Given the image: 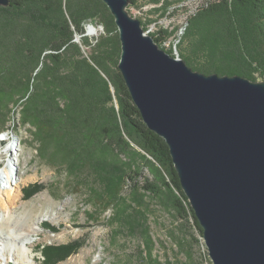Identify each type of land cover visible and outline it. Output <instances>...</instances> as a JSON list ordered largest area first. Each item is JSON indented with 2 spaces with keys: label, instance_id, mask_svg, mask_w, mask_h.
Masks as SVG:
<instances>
[{
  "label": "trees",
  "instance_id": "1",
  "mask_svg": "<svg viewBox=\"0 0 264 264\" xmlns=\"http://www.w3.org/2000/svg\"><path fill=\"white\" fill-rule=\"evenodd\" d=\"M92 22L105 29L94 42L83 35ZM189 27L186 37L196 39L182 59L194 70L264 80V0H207ZM164 32L150 33L160 46ZM121 52L115 17L103 0H10L0 6V134L20 109V122L34 127L40 158L74 179L93 178L92 192L120 205L121 220L132 226L139 215L127 212L134 206L122 194L134 182L133 201L152 194L190 214L204 237L168 143L144 122L119 69ZM139 157L154 179L143 185ZM42 188L35 184L31 194ZM76 244L44 246L43 264L54 263L50 255L65 259Z\"/></svg>",
  "mask_w": 264,
  "mask_h": 264
},
{
  "label": "water",
  "instance_id": "2",
  "mask_svg": "<svg viewBox=\"0 0 264 264\" xmlns=\"http://www.w3.org/2000/svg\"><path fill=\"white\" fill-rule=\"evenodd\" d=\"M103 1L119 29V69L169 145L213 263L264 264V80L194 70L144 30L129 0Z\"/></svg>",
  "mask_w": 264,
  "mask_h": 264
},
{
  "label": "rangeland",
  "instance_id": "3",
  "mask_svg": "<svg viewBox=\"0 0 264 264\" xmlns=\"http://www.w3.org/2000/svg\"><path fill=\"white\" fill-rule=\"evenodd\" d=\"M206 1L137 0L128 10L141 20L148 34L159 35L164 30L160 47L182 58L196 39L186 37L189 19ZM92 24L97 28L96 36L89 35L87 28L84 32L94 42L105 29L101 24ZM82 36L76 35L75 40L80 42ZM85 49L91 51L89 46ZM20 116L18 109L0 134V213L11 211L20 228L32 231V249L28 258L21 254L0 255V264H43L44 246L71 243H77V249L65 259L50 255L53 264H214L190 214L162 205L148 192L140 197V203L133 201L134 182H128L122 194L134 207H127V212L139 211L138 220L131 226L119 218L120 205L101 202L92 192L93 178L74 179L63 168L41 159L34 127L21 123ZM138 162L140 184L147 178L154 180L145 161L139 157ZM35 184L43 188L31 194ZM11 194L18 195L17 201L8 198Z\"/></svg>",
  "mask_w": 264,
  "mask_h": 264
},
{
  "label": "bare ground",
  "instance_id": "4",
  "mask_svg": "<svg viewBox=\"0 0 264 264\" xmlns=\"http://www.w3.org/2000/svg\"><path fill=\"white\" fill-rule=\"evenodd\" d=\"M90 30L95 32L93 27H91ZM10 151H13V148H10ZM1 180L2 178H0V181ZM11 195L13 196L8 198H12L14 201H17L18 195ZM2 199L4 200V198ZM15 221L16 218H14L11 211L8 214L0 213V255L6 257L9 254H12L13 256L21 254L24 258H28L29 256L27 254L32 249L29 246V243L32 241V231H27L24 227L20 228V224ZM34 229H37V227Z\"/></svg>",
  "mask_w": 264,
  "mask_h": 264
},
{
  "label": "built area",
  "instance_id": "5",
  "mask_svg": "<svg viewBox=\"0 0 264 264\" xmlns=\"http://www.w3.org/2000/svg\"><path fill=\"white\" fill-rule=\"evenodd\" d=\"M91 27H93V28L95 29V32H92V31L90 30ZM85 28L88 29V34L91 35L92 37L96 36L95 34L98 33L97 28H96L95 25L92 24V23H87V24L85 25ZM88 34H87V35H88ZM83 35L85 36L86 34L84 33ZM176 57L179 58V56H176Z\"/></svg>",
  "mask_w": 264,
  "mask_h": 264
}]
</instances>
